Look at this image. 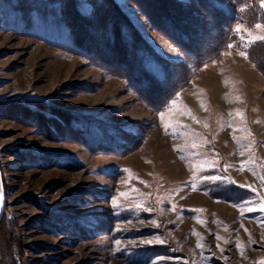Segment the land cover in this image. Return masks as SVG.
<instances>
[{
	"label": "rangeland",
	"instance_id": "1",
	"mask_svg": "<svg viewBox=\"0 0 264 264\" xmlns=\"http://www.w3.org/2000/svg\"><path fill=\"white\" fill-rule=\"evenodd\" d=\"M108 2L156 58L150 78L188 80L164 107L146 102L113 69L128 31L102 0H0V264H260L264 41L241 35L264 20H234L194 68L136 0Z\"/></svg>",
	"mask_w": 264,
	"mask_h": 264
},
{
	"label": "trees",
	"instance_id": "2",
	"mask_svg": "<svg viewBox=\"0 0 264 264\" xmlns=\"http://www.w3.org/2000/svg\"><path fill=\"white\" fill-rule=\"evenodd\" d=\"M136 1V5L148 17L153 28L168 37L193 59L194 68L221 54L226 47L234 20H241L247 24L264 20L259 8L260 0ZM102 2L103 11L99 14H108L115 21V29L120 27L123 32L128 31V35H125V44L129 56L117 55L114 47L113 58L116 60L111 62L114 64V71L130 79L136 76V82L142 86L139 93L143 99L154 107H164L175 93L185 86L188 78L173 79L168 74L169 68L163 66L161 69L165 75L162 78H150L153 72L149 62L156 58L137 37L135 31L130 30L128 21L116 9L114 3H109L108 0ZM219 2H224L226 7L219 5ZM117 33L116 31V36ZM116 43L119 44L117 38ZM188 75L186 73V77Z\"/></svg>",
	"mask_w": 264,
	"mask_h": 264
},
{
	"label": "snow or ice",
	"instance_id": "3",
	"mask_svg": "<svg viewBox=\"0 0 264 264\" xmlns=\"http://www.w3.org/2000/svg\"><path fill=\"white\" fill-rule=\"evenodd\" d=\"M260 6H261L262 8H264V0H260ZM254 27H255L256 29H261V28H264V24L257 23ZM234 31H235L237 34H241L242 32L247 31V29L242 28L240 25H237L236 28L234 29ZM241 40H242V41H245V42H246V43H245V46H247V45H249V44L255 43V41H264V35H255V36H253V35L249 32L247 37L241 35ZM228 47L231 48V47H233V45L229 44ZM171 51L173 52L174 55H179V50H177V49H175V48H172ZM239 54H240L241 56H245V58H247V53H246V52L241 51ZM156 71L159 72L160 69H156ZM225 83H227V81H225ZM226 98H227V97H226ZM238 98H239V97H237V99H238ZM177 99H179L178 95H177ZM175 106H176V101L174 100V101L172 102V104L169 106V110H171L172 108H175ZM201 106L203 107L204 105L202 104ZM182 108L184 109V111H185L186 114L191 115V111H190L189 109H187V106H186V105H183ZM236 114L239 115V116H241V119H243V114H242V112H240L239 109L236 110ZM164 115H165V114H164L163 112L160 113L162 123H164ZM229 115H231V113H230ZM192 118L195 119L194 116H193ZM229 126H231V123H229ZM164 127H165V131L167 132V131H168V128L170 127V124H169V123H164ZM250 134H251V133L249 132V135H250ZM233 138H234V139H237V140L239 139V138H237V137H235V136H234ZM194 146H195V145H193V147H194ZM174 150H176V151H183L184 149L180 148L179 146H175V145H174ZM241 164H242V167H243V162H241ZM211 166H214V165H211ZM125 171H126V172H129V174L131 175V172H130L129 169H125ZM210 178L215 179L216 177H210ZM261 180H262V182H264V177H262ZM231 182H232V183H235V181H231ZM144 183H146V182H144ZM193 187L195 188V185H193ZM241 187H250V186H248V185H241ZM133 191H138V190H135V189H134ZM252 191L255 192L256 189H252ZM120 195H122V196H127L128 194H127V193H121ZM114 202H115V201H114ZM257 202H258V203H261V210H264V201H260V200H258ZM245 203H247V202H245ZM140 206H141V205H139V204L137 205V207H140ZM174 207H175V206H173V210H174ZM255 210H256L255 208H251V207L248 208V211H255ZM196 211H203V210H202V209H197ZM245 231H247V229H245ZM194 234H196V233H194ZM217 238L220 239V237H217ZM197 246H198V247H202V245L199 244V243H198ZM237 246L240 247L239 242H238ZM260 264H264V260H262V261L260 262Z\"/></svg>",
	"mask_w": 264,
	"mask_h": 264
},
{
	"label": "bare ground",
	"instance_id": "4",
	"mask_svg": "<svg viewBox=\"0 0 264 264\" xmlns=\"http://www.w3.org/2000/svg\"><path fill=\"white\" fill-rule=\"evenodd\" d=\"M197 199V198H196Z\"/></svg>",
	"mask_w": 264,
	"mask_h": 264
}]
</instances>
